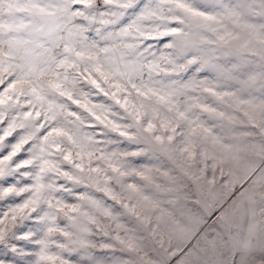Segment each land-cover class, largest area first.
<instances>
[{"label":"snow or ice","instance_id":"obj_1","mask_svg":"<svg viewBox=\"0 0 264 264\" xmlns=\"http://www.w3.org/2000/svg\"><path fill=\"white\" fill-rule=\"evenodd\" d=\"M0 264H264V0H0Z\"/></svg>","mask_w":264,"mask_h":264},{"label":"rangeland","instance_id":"obj_2","mask_svg":"<svg viewBox=\"0 0 264 264\" xmlns=\"http://www.w3.org/2000/svg\"><path fill=\"white\" fill-rule=\"evenodd\" d=\"M71 202V201H70ZM64 223H66V222H61V226H63L64 225ZM32 225H31V222H26V226L23 228V230L24 231H26L27 230V227H31ZM24 242H21V244H23ZM30 250H35V249H30ZM150 255H151V253H149Z\"/></svg>","mask_w":264,"mask_h":264}]
</instances>
